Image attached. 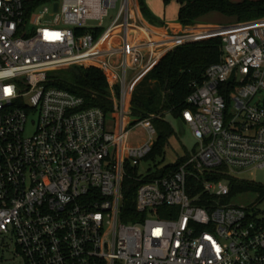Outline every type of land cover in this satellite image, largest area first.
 Here are the masks:
<instances>
[{"label": "built area", "instance_id": "2783aa9c", "mask_svg": "<svg viewBox=\"0 0 264 264\" xmlns=\"http://www.w3.org/2000/svg\"><path fill=\"white\" fill-rule=\"evenodd\" d=\"M24 1L0 0V264H264V216L224 204L230 188L216 180L264 169V18L168 32L143 22L137 0H58L29 19ZM214 38L223 59L183 114L197 148L162 178L142 174L157 132L154 117L139 121L148 138L129 144L133 92L167 54ZM72 67L106 75L117 132L51 85V72ZM133 177L144 218L124 223Z\"/></svg>", "mask_w": 264, "mask_h": 264}, {"label": "trees", "instance_id": "16d2710c", "mask_svg": "<svg viewBox=\"0 0 264 264\" xmlns=\"http://www.w3.org/2000/svg\"><path fill=\"white\" fill-rule=\"evenodd\" d=\"M58 0H30L24 1L26 19L36 14L43 6ZM141 15L149 22L151 27H194L211 13H219L227 18H234L235 22H249L264 18V0H244L239 3L231 0H164L166 6L172 1L179 5L178 24L169 25L159 20L148 8L145 0H137ZM84 30H79L82 34ZM222 39L214 38L199 43L178 47L167 54L162 61L138 84L132 95L131 112L138 122L153 118V125L157 132V139L153 153L148 161H156L164 157L166 148L176 131L166 118L171 116L184 125V112L190 108L187 100L193 90V84H202L207 70L223 59ZM72 79H61L51 76L54 81L51 85L67 90L85 99L87 108H98L108 117H118L119 104L114 102L112 91L106 75L94 67H72ZM119 90L116 89V92ZM189 154V153H188ZM187 154V155H188ZM186 155V156H187ZM186 157L180 159L175 165L162 169L155 166L153 176L162 178L185 162ZM217 181H226L230 188V195L222 199L223 203L230 201L235 196L247 192H256L264 195V186L255 182L239 180L228 176H220ZM141 183L133 178L124 182L122 221L135 223L144 218L137 212V194ZM190 192L193 197L199 198L203 205L206 196L202 192V185L190 183ZM162 218L170 216L163 214Z\"/></svg>", "mask_w": 264, "mask_h": 264}, {"label": "rangeland", "instance_id": "374dc122", "mask_svg": "<svg viewBox=\"0 0 264 264\" xmlns=\"http://www.w3.org/2000/svg\"><path fill=\"white\" fill-rule=\"evenodd\" d=\"M30 1V0H26ZM232 2L239 3L244 0H231ZM259 1V0H251ZM150 11L155 15L159 20L165 21L168 24L176 25L178 24V15H179V5L176 1H172L168 6L165 5L164 0H145ZM43 8L39 9L41 12ZM118 12V9L111 10L110 15L115 16ZM143 22L146 25H149V22L142 16ZM236 21V20H235ZM112 20L107 18L104 21V27L107 29L111 25ZM228 22H232L227 17L219 13H211L205 18H203L200 23L205 25H223ZM160 30L168 32H176L173 27H156ZM51 76L61 79H72L71 70H57L51 72ZM166 120L172 124L176 131V135L171 139L170 145L166 148L165 156L158 157L156 161H146L141 166V173L145 174L148 170L155 169V166H158L159 169H162L169 165H175L178 161L188 153H192L197 148V141L194 138L190 128L187 125H183L181 122L177 121L173 117L169 116ZM138 121L133 118V116H126L125 126L126 130L130 132L129 144L130 145H140L146 141L148 138L147 132L143 127H136ZM107 126L113 132H117L120 129V122L118 118L113 115L108 116ZM34 132V126L31 125L27 130V135H31ZM232 178V177H231ZM239 180H245L250 182H255L257 184L264 186V169L257 170L252 172H247L237 177ZM234 206L245 207L250 210L252 213H258L259 215L264 216V195L256 192H247L239 194L230 201L224 203Z\"/></svg>", "mask_w": 264, "mask_h": 264}, {"label": "bare ground", "instance_id": "6f19581e", "mask_svg": "<svg viewBox=\"0 0 264 264\" xmlns=\"http://www.w3.org/2000/svg\"><path fill=\"white\" fill-rule=\"evenodd\" d=\"M195 30L196 31H198V30H200V31H205V32H212L213 30H215L214 28H212V27H204V28H200V27H198V28H195Z\"/></svg>", "mask_w": 264, "mask_h": 264}, {"label": "crops", "instance_id": "0c3cea01", "mask_svg": "<svg viewBox=\"0 0 264 264\" xmlns=\"http://www.w3.org/2000/svg\"><path fill=\"white\" fill-rule=\"evenodd\" d=\"M228 19H230L232 22H228L227 24H223V25H205V24H201V25H203V26H227V25H231V24L236 23L234 18H228ZM169 25H171V24H169Z\"/></svg>", "mask_w": 264, "mask_h": 264}, {"label": "water", "instance_id": "95a60500", "mask_svg": "<svg viewBox=\"0 0 264 264\" xmlns=\"http://www.w3.org/2000/svg\"><path fill=\"white\" fill-rule=\"evenodd\" d=\"M58 4H55V11H57L58 10Z\"/></svg>", "mask_w": 264, "mask_h": 264}]
</instances>
